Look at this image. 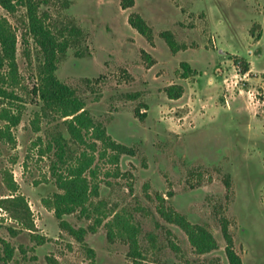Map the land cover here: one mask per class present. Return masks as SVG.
<instances>
[{"label": "rangeland", "instance_id": "1", "mask_svg": "<svg viewBox=\"0 0 264 264\" xmlns=\"http://www.w3.org/2000/svg\"><path fill=\"white\" fill-rule=\"evenodd\" d=\"M40 1L39 14L46 13L52 31L80 30L60 55L57 77L114 140L134 149L117 165L95 153L100 187L93 202L131 215L140 228L139 264H229L224 221L243 264H264V0H134L128 8L121 0ZM24 12L9 14L0 6V17L16 32L22 84L13 139L0 134V264H136L127 243L108 240L110 217L81 243L43 205L57 191L52 153H44L49 132L58 125L69 135L61 119L36 115L39 99L30 90L42 56ZM131 14L145 20L149 37L129 24ZM183 62L191 68L187 77ZM171 84L183 87L177 99L165 93ZM7 172L29 207L32 233L10 202L8 209L1 204L12 196ZM161 205L206 226L217 248L196 253L185 233L160 216ZM63 218L75 228L93 224L78 212ZM31 234L45 242L36 245ZM2 240L15 248L11 259H1Z\"/></svg>", "mask_w": 264, "mask_h": 264}, {"label": "trees", "instance_id": "2", "mask_svg": "<svg viewBox=\"0 0 264 264\" xmlns=\"http://www.w3.org/2000/svg\"><path fill=\"white\" fill-rule=\"evenodd\" d=\"M133 3L134 0H121V7L128 8ZM40 4V0H0V6L9 14L16 13L19 8L25 9L27 31L42 56L37 68L36 83L30 90V93L39 99L37 117L50 115L55 119H61L69 135L68 138L65 137L58 125L49 132L44 153H52L50 170L57 191L43 198V205L53 211L61 229L81 243L84 242V235L88 230L94 232L96 226L110 217L104 223L108 240L119 238L127 243L128 256L139 264L142 256L138 243L140 228L133 222L131 215L126 211H116L114 208L102 209L99 202H93L94 198L99 197L100 187L95 153L97 152L100 157L106 156L108 163L117 165L120 156L133 155L134 149L114 140L107 133L106 127L97 122L85 108V101L76 90L57 77L56 69L60 55L64 56L67 48L76 43L73 37L77 36L80 30L72 25L55 33L46 23V13L39 14ZM128 22L141 35L150 36V27L140 15H129ZM168 42L172 47V41ZM16 51V32L8 19L0 17V104L3 105L5 102L8 104L0 108V122L4 125L0 127V134L9 140L13 139L11 128L16 127L20 122L22 107L15 104V101L21 100L17 89L22 86ZM240 63L241 72H247L248 63L244 60ZM182 67L184 69L182 76H189L191 74L189 65L183 62ZM165 93L168 98L177 99L182 95L183 87L171 84L165 88ZM140 117L142 118L143 114H140ZM73 145L77 146V150L72 148ZM117 173V170L113 172L114 175ZM106 175H109V172ZM5 182L12 191V196L2 198V206L6 207L5 202H10L15 210L14 217L20 221L24 229L31 232L34 230V225L29 207L23 196L16 193L17 184L13 181L11 173L7 172ZM157 211L166 222L176 225L185 233L196 253L204 254L217 248L213 234L203 224L189 221L185 215L171 207L165 208L161 205ZM75 212L86 218H92L93 224L88 228L73 227L63 216ZM221 231L226 243L225 254L229 264H243L241 257L234 250L226 221L222 223ZM31 239L36 245L45 242L43 236L34 234H31ZM2 243L4 254L1 259H11L15 248L7 241L2 240ZM87 250L89 256L94 257L93 250L91 248Z\"/></svg>", "mask_w": 264, "mask_h": 264}]
</instances>
